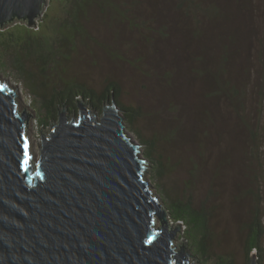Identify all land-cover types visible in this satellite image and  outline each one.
<instances>
[{"label":"trees","instance_id":"trees-1","mask_svg":"<svg viewBox=\"0 0 264 264\" xmlns=\"http://www.w3.org/2000/svg\"><path fill=\"white\" fill-rule=\"evenodd\" d=\"M243 1L59 0L58 11H47L37 28L24 23L0 28V69L12 73L29 91L41 126L58 120L63 106L77 111L80 97L101 111L116 96L127 123L145 146V157L151 163L152 176L170 220L185 225L184 235L191 252L202 264H237L236 251L215 224L220 208L211 203L217 195L216 178L205 196L199 197L207 144L198 139L194 148L188 146L187 142L182 143L188 128L172 127L165 121L163 111L158 112V120L157 116L152 120L142 104L125 103V85L112 72H104L101 81H93L90 74L98 66L105 70L103 61L107 60L130 64L146 76H150L149 65H174L183 70L175 63L188 55L193 60L192 53L197 52L195 60L201 65L193 68L195 75L190 74L191 80L185 81L198 78L211 82L206 96L215 100L224 95L230 100L248 128L250 152L255 157L263 146L262 133L259 123L255 126L245 117L250 93L242 81L247 79L239 81L231 74L251 46L245 41L247 38H242L247 26ZM212 49L215 55H209ZM215 63V69H209ZM165 75L171 79L170 71ZM173 80L180 86V97H176H187L181 75ZM169 107L175 108L170 103ZM147 116L151 130L143 123ZM208 119L213 122L212 117ZM252 214L243 241L245 264L250 263L254 250L258 256L263 255L260 208Z\"/></svg>","mask_w":264,"mask_h":264},{"label":"water","instance_id":"water-1","mask_svg":"<svg viewBox=\"0 0 264 264\" xmlns=\"http://www.w3.org/2000/svg\"><path fill=\"white\" fill-rule=\"evenodd\" d=\"M47 3L0 0V28H37ZM5 82L0 77V264H199L184 239L176 243L182 223L172 227L150 188L149 161L115 95L100 117L84 98L78 115L60 109L50 130L41 129L38 155L34 114ZM249 264H259L255 252Z\"/></svg>","mask_w":264,"mask_h":264},{"label":"rangeland","instance_id":"rangeland-1","mask_svg":"<svg viewBox=\"0 0 264 264\" xmlns=\"http://www.w3.org/2000/svg\"><path fill=\"white\" fill-rule=\"evenodd\" d=\"M243 4L245 6L244 14L247 19V26L242 38H247L248 40L246 39L245 41L251 46L247 49L245 56L241 55L243 57L237 66H233L231 74L239 81L242 78L247 79V81H242L247 86L248 93H250L246 104L245 117L250 119L255 126L259 123L262 133L261 143L263 146L255 157L250 152L251 140L248 128L240 120L238 113L234 111L233 107L235 106L230 103V100L224 95L220 98H215V100L206 96L205 93L209 92L208 87L212 88L211 82L200 81L198 78H195L194 81H185L191 80L190 74H194L191 70L201 65L195 60L197 52L192 53L193 60L188 55L182 61L180 57V62L175 63V65H181L183 70L174 67V65L162 66L163 68L149 65L150 76H146L138 68H134L130 64L121 63L118 60H107L103 61L105 70L98 66L90 74V78L93 81H101L105 74L112 72L125 85V103L135 106L142 104L144 109H147L146 112L150 111L152 120L155 116H157L158 120V112L163 111L165 121L167 123L170 122L172 127L181 126L183 130L188 128L182 143L187 142L188 146L194 148L199 139L207 144L206 156L203 158L205 167L200 171L201 179L199 183L203 180V186L199 191V197L205 196L211 181L216 178L218 187H216L215 192L219 196L215 194L211 203L220 208L215 217V224L218 231L222 232L223 236L228 240L231 248L236 251L237 264H245L243 241L249 232L246 224L251 222L252 213L257 207L260 208L264 228V0H244ZM58 9L59 0H48L45 13L47 11L55 13ZM43 19L44 16L42 21L40 19L39 24L43 22ZM16 23L22 22H15L13 25ZM187 25L185 24L186 27ZM189 26L191 25L189 24ZM138 43L141 44L140 42ZM200 46L203 48L204 44L201 43ZM211 51L212 53L209 55H215L216 52L213 49ZM178 54H180L179 51ZM131 55L135 56V52H132ZM216 64L214 67L210 65L209 69L212 68L214 70ZM86 69L89 71L88 68ZM244 69L247 71L246 73H244ZM168 71L171 72V79L165 75ZM156 72L158 75H156ZM174 72L178 74L175 75ZM180 75L181 81H184V86L180 85L184 88L186 87L184 92H186L187 97L178 99L176 96L180 97V86L176 85V80L173 79ZM0 77L1 80L6 81V83L9 82V85L20 91L22 109L26 106L34 114V117L30 118V130L35 151L39 155L40 147L42 146L41 129L47 133L51 124L47 127L40 125L29 91L21 82L16 81L12 73L0 69ZM79 99L83 98L80 97ZM147 100L148 102L150 101V105H147ZM85 101L87 102L86 99ZM169 103L175 108L169 107ZM87 104L90 107L88 102ZM63 108L64 106L61 110ZM66 108L70 116L78 115L79 113V110L74 112V110L69 111L67 106ZM91 109L94 113L96 110L98 117L102 116L103 110L99 111L92 108V106ZM121 114L125 118L124 123L129 136L132 137L136 144L142 145L140 146V154L145 156V146L127 123V118L122 108ZM209 116L212 117L214 124L212 120L208 119ZM54 121L56 122L57 120H53L52 123ZM162 121L164 120L162 119ZM156 122L154 121V123ZM143 123L147 129L151 130V119L148 116ZM147 166L149 167L147 168L148 172L146 171V178L153 186H150V188L161 198L162 195L159 193L157 183L152 176L151 163L149 162ZM216 174L218 175L216 176ZM167 215L172 227H176L178 223H174L170 220V215ZM182 226V233L180 231L177 232L176 243L177 245L183 244L182 239H184L189 252H191L189 243L184 235L186 227L184 224ZM261 244L263 255L260 257L256 250L254 252L258 263L264 264V234L261 238ZM192 256L196 258L193 254ZM198 261L199 264H202L200 260Z\"/></svg>","mask_w":264,"mask_h":264}]
</instances>
